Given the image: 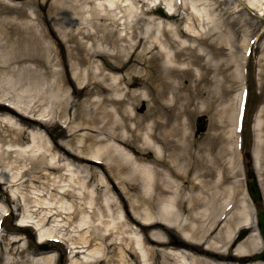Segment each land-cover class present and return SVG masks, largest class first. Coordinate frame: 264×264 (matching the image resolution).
Wrapping results in <instances>:
<instances>
[{"label":"bare ground","instance_id":"6f19581e","mask_svg":"<svg viewBox=\"0 0 264 264\" xmlns=\"http://www.w3.org/2000/svg\"><path fill=\"white\" fill-rule=\"evenodd\" d=\"M155 1L153 8L160 7L167 18L150 20V14L140 8L146 0H0V34L8 39L17 36L7 62L37 61L39 55H49L60 58L63 65L64 43L73 44L65 65L72 72L66 77L68 83L61 72L48 67L41 72L38 64L35 69L17 70L23 69L24 80L34 84V73L40 80L49 76L55 81L48 90L43 81L35 85L38 87H28L23 93L37 91L29 96L30 101L16 95V103L10 105L17 112L0 111V180L19 191H27L28 186L41 180L49 200L69 202V209L41 206L37 212L47 211L37 227L51 222L58 234H78L79 246L75 248L79 249L73 251L70 264H155L160 255L163 264H245L250 254L261 248L258 233L238 244L233 254L229 246L236 227L254 224L250 204H240L211 239L212 227L218 225L225 205L220 203V185L208 180L210 144L203 145L191 134L192 120L198 112L191 107L203 91L200 84L191 86L194 74L189 66L198 64L204 69L200 64L204 55L199 46L188 47L178 40L187 37L199 44L207 42L220 29L215 17L221 19L218 9L225 1L185 0L180 7L176 0ZM234 1L230 9L240 12L242 1ZM242 5L250 12L257 6L249 0ZM185 21L192 26L182 28ZM141 23L145 28L138 31ZM38 26L40 32L35 29ZM199 28L209 29L204 34ZM247 36L242 56L250 41ZM22 43L28 44L27 50L20 47ZM263 48L260 46V51ZM160 58L163 64H158ZM181 58L189 60L182 69ZM241 71L238 65L239 83ZM187 78L190 82L185 85ZM64 82H74L73 90L88 96L84 109L75 108L73 96L61 88ZM2 92L3 97L11 99V93ZM145 99L146 113L138 115L134 111ZM232 101L229 110L224 109L231 128L222 152L234 142L237 102ZM35 113H41L45 121L32 119ZM16 117L44 131L60 128L58 122H64L66 128L59 131L60 141L35 129L26 136L13 123ZM256 130L255 166L263 174L264 107ZM231 163L236 168V162ZM223 194L226 200L231 197L230 190L225 189ZM38 198L36 203L44 204ZM0 210H5L1 204ZM21 226L29 227L30 222L24 221ZM135 226L146 233L143 241ZM49 230L44 228L39 242L48 241L52 236L47 234ZM175 232L183 239L167 238ZM20 243V238H14L8 244L9 252ZM203 243H207L206 248L197 245ZM150 244L164 249L158 253ZM228 259L233 262L226 263ZM32 261L54 264L55 256Z\"/></svg>","mask_w":264,"mask_h":264},{"label":"rangeland","instance_id":"374dc122","mask_svg":"<svg viewBox=\"0 0 264 264\" xmlns=\"http://www.w3.org/2000/svg\"><path fill=\"white\" fill-rule=\"evenodd\" d=\"M51 3L52 0H48ZM148 5H152L154 3V0H147ZM189 0L188 2H190ZM225 5H222L219 7L218 12L221 15V19L218 17H215V21L219 23V28L217 29V32L215 35L210 37L207 42L198 43L195 40H192L187 37H180L178 40L184 41L185 45L188 47H196L199 46L202 50L199 52L204 55V58L201 61V65L205 66L204 69H201L198 64H191L192 66H189V68L192 70L194 77L192 81L187 78L184 80V84L188 85L190 82L192 87H196L200 84L202 86V95L200 97V100L195 103L194 106L191 107V109L195 110L198 109V112L194 115L192 120V128H191V134L193 138H196L201 141V143L204 145L206 143L210 144V156L209 157V166L208 169L211 171V177L208 178L209 181L213 180L214 185L218 183L220 185L219 191L222 193L219 194L220 203L224 204L226 206V213L228 214V219L232 215L233 212H236V208L239 207L240 204H246L248 203V196L246 191V185H245V179H244V173L243 168L241 167V160L237 154L234 155L232 152L231 145L228 146V150L222 152V146H225V141L227 140V130L231 128L229 126L228 120H227V114L228 112H225L224 109L228 107V110L230 108V104L233 102L234 99L235 102H237V95L240 89V83L238 80V72L237 68L241 66V58H242V51H243V45L244 41L249 36H251L254 32H260L262 37L258 43V45L264 47V33L262 31L264 30V0H249L253 1L257 6L253 7L252 13H250L243 5L242 3H247L248 0H241V11L240 13L231 14L230 8L233 7L235 1L234 0H224ZM261 1V3H260ZM263 3V4H262ZM36 8L38 10V7L36 5ZM147 8H149L147 6ZM230 9V10H229ZM263 9V11H261ZM185 11V15H186ZM184 15V16H185ZM260 15V17H259ZM153 17H160L156 9L150 10V20H153ZM236 18V19H233ZM149 19L146 21H150ZM220 22H222L220 24ZM224 23V24H223ZM141 23L140 29L138 31H141L145 28V25ZM186 25H191L190 22L185 21L182 23L181 27L186 29ZM249 25L252 27L249 28ZM21 27V26H20ZM22 28V27H21ZM35 29H37L40 32L41 27L38 26ZM209 28H199L200 33H204L205 31L208 32ZM212 29V28H211ZM22 30L26 33L25 29L22 28ZM36 30V35H39V32ZM221 30L223 31V35H221ZM248 30V31H247ZM198 32H195L197 34ZM205 34V33H204ZM27 35V34H22ZM5 36V35H4ZM6 37V36H5ZM17 36L14 38L8 39L4 38L0 34V97H2L5 93H11V100L15 101L14 98H17L16 95L22 94V96L25 99H28L30 101L29 96L31 94H36V90L32 91L31 94H25L23 93L28 87L35 86L37 83H41V81L44 83V89L48 90L47 87L50 86V83L52 81H55L54 78H51L49 76H46L44 80H40L37 78V75L34 73V76H32V80L36 81V84L30 82V80H24L25 77L23 73L20 71H17L18 69H21L22 67H30V68H37V65L41 72L44 71V67H48L50 71L56 72L59 71L62 73V75L65 76L64 80L66 79L68 83V79L66 78L72 76V72L70 69L65 68V65L70 61V58L68 56V49L70 50L71 46L73 44L67 42L64 43V48L62 50V57H63V65L60 63V58H57L56 60L47 56H40L37 61L32 60H24L20 61L19 59H13L11 62H7L8 59L12 56L11 51L15 48L14 39H16ZM62 39V38H60ZM20 47H23V50L28 49L27 43H22ZM105 47H107V51L109 50V46L105 44ZM103 50H105L103 48ZM173 51V48L170 50ZM210 53H208V52ZM5 54V55H4ZM40 54V52H39ZM66 56L67 58H65ZM257 62V66L254 71L251 74L250 77V87H251V95H250V103H249V112L247 114L246 118V127L244 132V139H245V152H250L252 149V146L254 144V136L252 131V125L254 123V120L256 118V113L259 110V108L262 106L264 107V48L262 51L258 50L255 54V57L251 59V62ZM18 61V62H17ZM189 61L187 58H181L179 62L180 69L185 68V65ZM7 62V63H6ZM62 62V61H61ZM163 60L160 58L158 60V64H162ZM252 64V63H251ZM253 65V64H252ZM253 66H251L252 68ZM187 68V67H186ZM202 72L205 73V79L202 82L200 80ZM260 73V76L258 77V74ZM254 76V77H253ZM256 78V80H255ZM199 81L196 82V81ZM42 82V83H43ZM71 82V80H70ZM66 82L63 83L62 89H66L65 91H68V96L72 97L73 104L75 105V108L84 109L85 107V100L88 99V96L86 94H79L73 90L72 85H74V82L71 84H67ZM34 84V85H33ZM42 84H39V86ZM29 90V89H28ZM144 92V91H143ZM43 94H41L42 96ZM78 95V96H77ZM105 96V95H104ZM93 95L89 97V99H93ZM170 97V95H168ZM1 99H6V97H3ZM44 101V100H42ZM148 100H142L141 103H139L135 109V113L138 115H143L146 113L147 110V102ZM45 102V101H44ZM47 111V106H44V109ZM224 111V112H223ZM234 111V110H233ZM40 114V113H39ZM63 126H65V123L62 122ZM60 125V128H48L50 132V136H55L58 141L62 139V136L59 134V131H64L65 128ZM44 134V132H40ZM5 135H9L5 134ZM210 135V142L208 141V137ZM229 135L232 136V134ZM10 138L7 139V143L9 142ZM264 141V140H263ZM9 144H6L5 146L8 147ZM0 146L1 142H0ZM230 150V152H229ZM130 156V154H129ZM213 157V159H212ZM235 158L236 160V168H233L232 161ZM247 163V160L244 161ZM264 167V165H263ZM261 183L264 187V169L263 174L259 175ZM30 184V183H29ZM227 189L231 192V199L226 200L225 194H223V191ZM8 190L5 188H0V199L1 201L7 202V204H11V198L9 194L7 193ZM9 193L13 194H19L22 199V206H23V212L21 213L22 220H35L39 221L40 217H38V214L34 212L39 206L36 203V195H44L45 197L48 196L47 191L42 187L41 180H39L36 184H32L31 186H28L27 191L24 190L23 194L18 192L17 189H14L12 191H9ZM218 195V194H217ZM28 197L29 199H26ZM33 201V202H32ZM49 199L44 200V203L49 202ZM32 202V203H31ZM52 202V201H51ZM56 203V202H55ZM13 204V203H12ZM260 207L263 206L262 204H259ZM65 208H69V206L66 205V203L63 204ZM250 206V211L254 213V209ZM143 211H141L142 213ZM38 213V212H37ZM45 211L39 213L42 214V216L45 215ZM18 214V212H17ZM16 214V215H17ZM237 214V213H236ZM13 214L11 218L7 219L5 222V231H4V237L7 239L4 241L0 246H2V252H0V264H9L14 262L15 264H33L32 260H30V256L37 257V254L40 253L39 246L37 242H35L34 238L26 237L21 231L13 234V229L17 228L14 224L13 217L16 216ZM235 218L237 220V216L235 215ZM43 227V226H42ZM44 227L46 229H50L49 233L55 235L56 232H53L51 229V223L48 226ZM236 229V228H235ZM73 239L76 242L78 238V234H72ZM14 237L20 238L22 241L19 245L14 246L13 250L9 252L8 250V244L11 242V239ZM169 237V236H168ZM172 237L174 239H180L182 238L181 235L176 233ZM2 239H0L1 241ZM26 246V248H25ZM151 248L159 250L160 248L158 246H150ZM25 248V250H24ZM51 248L53 250V253H56L59 257L64 255L65 253V247L63 245H51ZM15 250V251H14ZM233 250V247L231 249V252ZM168 251V250H166ZM255 253L251 254V257L254 256ZM161 255L158 259H156V264H163L161 259ZM232 262V261H231ZM230 259L226 261V263H231ZM247 264H255L253 260L246 261ZM36 264V263H35ZM58 264H66V260L64 258V263H61V260L58 262Z\"/></svg>","mask_w":264,"mask_h":264},{"label":"water","instance_id":"95a60500","mask_svg":"<svg viewBox=\"0 0 264 264\" xmlns=\"http://www.w3.org/2000/svg\"><path fill=\"white\" fill-rule=\"evenodd\" d=\"M263 229H264V223H263Z\"/></svg>","mask_w":264,"mask_h":264}]
</instances>
